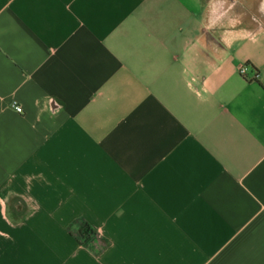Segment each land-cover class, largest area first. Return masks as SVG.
Instances as JSON below:
<instances>
[{
    "label": "crops",
    "instance_id": "0c3cea01",
    "mask_svg": "<svg viewBox=\"0 0 264 264\" xmlns=\"http://www.w3.org/2000/svg\"><path fill=\"white\" fill-rule=\"evenodd\" d=\"M261 2L0 0V264H264Z\"/></svg>",
    "mask_w": 264,
    "mask_h": 264
},
{
    "label": "built area",
    "instance_id": "2783aa9c",
    "mask_svg": "<svg viewBox=\"0 0 264 264\" xmlns=\"http://www.w3.org/2000/svg\"><path fill=\"white\" fill-rule=\"evenodd\" d=\"M240 73H244L245 72V69L244 67H240ZM13 108L15 109L16 112H22V107L18 104H14L13 105Z\"/></svg>",
    "mask_w": 264,
    "mask_h": 264
},
{
    "label": "rangeland",
    "instance_id": "374dc122",
    "mask_svg": "<svg viewBox=\"0 0 264 264\" xmlns=\"http://www.w3.org/2000/svg\"><path fill=\"white\" fill-rule=\"evenodd\" d=\"M256 2L258 1V0H255ZM258 15L260 16V18L264 21V11L261 9V10H259V13H258Z\"/></svg>",
    "mask_w": 264,
    "mask_h": 264
},
{
    "label": "water",
    "instance_id": "95a60500",
    "mask_svg": "<svg viewBox=\"0 0 264 264\" xmlns=\"http://www.w3.org/2000/svg\"><path fill=\"white\" fill-rule=\"evenodd\" d=\"M262 10L264 11V0L261 2Z\"/></svg>",
    "mask_w": 264,
    "mask_h": 264
}]
</instances>
